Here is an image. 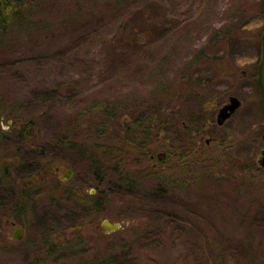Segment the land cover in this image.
<instances>
[{
    "label": "rangeland",
    "instance_id": "1",
    "mask_svg": "<svg viewBox=\"0 0 264 264\" xmlns=\"http://www.w3.org/2000/svg\"><path fill=\"white\" fill-rule=\"evenodd\" d=\"M25 16L23 26L0 29V176L9 169L0 202L14 200L30 168L43 165L47 181H62L67 169L72 176L68 192L39 186L28 214L0 215V264H264L257 162L264 109L256 81L264 0H37ZM229 94L241 106L218 125L216 109ZM168 99L177 115L216 124L197 137L210 157L219 154L215 143L204 147L207 137L227 147L216 167L189 166L198 164L200 147L183 169L155 158L156 171L142 172L131 189L58 141L82 137L77 123L90 124L94 105L127 118L139 104L147 113ZM32 119L38 134L21 144L23 159L11 167L17 143L5 133L30 129ZM160 136L164 146L173 135ZM159 146L150 148L165 151ZM87 195L102 198L104 209L89 207ZM102 218L120 221V229L105 233ZM11 221L22 228L19 239Z\"/></svg>",
    "mask_w": 264,
    "mask_h": 264
},
{
    "label": "trees",
    "instance_id": "2",
    "mask_svg": "<svg viewBox=\"0 0 264 264\" xmlns=\"http://www.w3.org/2000/svg\"><path fill=\"white\" fill-rule=\"evenodd\" d=\"M34 1L37 0H0V29L23 26L26 22V8ZM162 94L169 96L167 91H163ZM210 102L207 100L206 104ZM156 105H152V109H148L146 113L143 109L141 110L142 105L139 104L137 107L140 109L137 114L132 115L131 113V116L129 114L127 118L122 117L123 113L117 117L113 114L115 112L113 107L107 104L94 105L90 109L92 113L90 114V124L81 128L79 127L81 123H77L78 130L81 131L79 135L82 137L77 136L78 134H69L60 136L58 141L73 146L80 153H86L98 167H104L105 171H115L118 173V179L130 185L131 189L134 188L137 178L142 176V172L151 174L158 167L153 165V159H151V155H154L153 149L150 148L151 145L165 147L166 155L159 161L160 164L172 159L175 163H183L179 166L183 169L184 164L190 163L188 159L198 152L197 148L199 149V147L198 164L191 163L189 166L216 167L220 163V160L225 156L223 149L227 148L223 146V142L219 138L214 140L219 154L215 158L214 156L210 157L209 152L201 151V143L199 144V139H197V137L199 138L198 133L210 125L208 119L197 120L193 116L177 115L176 107L169 103V99L159 107ZM2 111L0 107V113ZM34 123L36 125L34 119L29 121V125L32 127L28 130L25 129L28 124L26 123L19 124L17 129L5 133L12 134L13 137L10 140L17 143L14 151L10 149V155L14 158L13 163L10 164L11 167L23 159L19 153L21 144L29 143L38 134L39 129L34 127ZM163 130L173 136L170 138V142L161 146L159 138L161 137L160 132ZM1 135L4 139V133ZM209 146L204 147L207 149ZM44 169L45 167L42 165L40 168H30L26 174L20 175L19 183L14 189L16 191L14 200L8 206L0 202L1 216L18 219L21 213L28 214L34 210L36 196L40 194V190H37L39 186L42 187L41 190L46 189L50 194L68 192L67 182L64 183L58 179L47 181L46 177L49 174L44 172ZM8 171L0 176V186L9 181ZM82 199H86L87 204L94 211L104 209L105 201L102 198L87 195ZM82 207L85 208L84 205ZM49 242H46L48 249H54V244Z\"/></svg>",
    "mask_w": 264,
    "mask_h": 264
},
{
    "label": "water",
    "instance_id": "3",
    "mask_svg": "<svg viewBox=\"0 0 264 264\" xmlns=\"http://www.w3.org/2000/svg\"><path fill=\"white\" fill-rule=\"evenodd\" d=\"M261 44V55L259 62L257 64V85L259 88V94L262 100L263 109H264V27L260 36ZM240 101L236 96H231L229 102L221 105L216 112V123L218 125L223 124V122L231 115V113L239 106ZM264 123V121H263ZM263 137H264V124H263ZM165 155V152H157L156 157L161 159ZM72 176V170L68 169L65 173L66 180ZM11 224L14 226L15 222L11 221ZM99 227L104 230L105 233L114 232L121 227L120 221H110L107 218H102L99 220ZM22 230L20 226H16L13 232V238L19 239L21 237Z\"/></svg>",
    "mask_w": 264,
    "mask_h": 264
},
{
    "label": "flooded vegetation",
    "instance_id": "4",
    "mask_svg": "<svg viewBox=\"0 0 264 264\" xmlns=\"http://www.w3.org/2000/svg\"><path fill=\"white\" fill-rule=\"evenodd\" d=\"M231 96H236L237 98H238V96L236 95V94H229V95H227V97H226V99L224 100V101H222V103L217 107V109H216V112H217V110H218V108L221 106V105H223V104H225V103H227V102H229V98L231 97ZM239 99V98H238ZM239 101H240V99H239ZM241 106V101H240V104H239V106L231 113V115L227 118V119H229L235 112H236V110L239 108ZM215 118H216V113H215ZM226 119V120H227ZM216 120V119H215ZM226 120L224 121V122H226ZM216 123V122H215ZM224 124V123H223ZM214 125H216V124H213V122L208 126V128L211 130V129H213L214 128ZM218 126V125H217ZM259 138V136L257 137V139ZM260 138H261V140H264V137H263V131H262V133H261V136H260ZM212 140V138L211 137H207L206 139H205V141H204V146H208V145H211L210 144V142L211 143H214L213 141H211ZM165 155H166V153H165ZM164 155V156H165ZM155 158H156V155H151V159H154L155 160ZM157 160V159H156ZM257 162L260 164V166H264V148H262L261 149V151H260V153H259V156H258V158H257ZM153 165L155 166L156 165V162H153ZM62 181L65 183V182H67V180H66V177L65 178H63L62 179Z\"/></svg>",
    "mask_w": 264,
    "mask_h": 264
}]
</instances>
